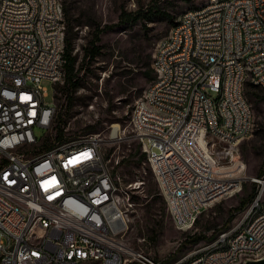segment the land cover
I'll return each mask as SVG.
<instances>
[{
    "label": "built area",
    "instance_id": "2783aa9c",
    "mask_svg": "<svg viewBox=\"0 0 264 264\" xmlns=\"http://www.w3.org/2000/svg\"><path fill=\"white\" fill-rule=\"evenodd\" d=\"M207 1L209 8L186 14L157 44L150 93L130 114L166 210L183 232L238 192L219 161L233 159L248 138L252 111L240 101L242 61H250L264 95V0ZM65 31L61 0H0V264H162L124 240L135 203L121 198V191L132 185L113 172L99 139H57L55 97L65 78ZM204 61H212V68L198 70ZM42 81L52 83L54 103L44 101ZM217 86H225L224 105H217ZM146 103L170 111V118L148 117ZM186 111H193L192 121H184ZM217 115H224L226 127L217 128ZM36 129L45 131L39 140ZM154 142L170 149L168 165L154 164L162 152ZM56 156L64 157V173L56 171ZM251 181L263 187L264 173ZM192 184H200V191L192 192ZM257 193L234 225L241 226L238 238L208 242L175 264L263 257L262 190ZM246 216H253L250 228H243Z\"/></svg>",
    "mask_w": 264,
    "mask_h": 264
},
{
    "label": "rangeland",
    "instance_id": "374dc122",
    "mask_svg": "<svg viewBox=\"0 0 264 264\" xmlns=\"http://www.w3.org/2000/svg\"><path fill=\"white\" fill-rule=\"evenodd\" d=\"M206 1L75 0L76 7H80L78 13L84 15L87 21L108 28L100 35V55L92 65L83 61V47L91 39L93 28L84 27L79 31L73 54L77 57L76 69L83 67L78 74L81 86L68 90L63 88L64 83L57 85L61 90L56 91V122L64 129L65 137H97L113 172L120 175L126 185H132L130 196L135 206L129 211L124 240L134 251L142 252L162 264H175L192 255L198 247L217 239L222 232L227 230V233L236 227L234 225L257 199L259 190H262L260 201L263 205L260 210L264 209V186L257 187L251 181L259 177V171H264V99L261 95L246 98L253 113L252 135L237 145L232 152L233 159L219 161V170L234 177L238 192L205 210L190 231L183 232L175 227L164 198L161 194L162 200L155 197L154 192L159 190L149 164L146 159L139 160L142 152L132 132L130 114L132 106L144 98L150 83L143 76L145 70L141 57L147 53L152 56L157 44L174 27L161 13L169 14L177 22L186 10L198 8ZM137 11L143 17L140 21L119 23L122 12ZM41 86L47 91L44 101L54 103L52 83L42 81ZM113 125L120 129L121 137L116 141L110 139ZM44 134L42 129L35 130L38 140ZM221 148V143H216L214 150ZM250 195L253 199L247 207L243 211H235L240 200L249 199ZM230 215H233L231 221ZM155 234L157 238L154 242L150 238ZM194 235L203 238L193 243L189 239ZM212 235L214 239L210 240Z\"/></svg>",
    "mask_w": 264,
    "mask_h": 264
},
{
    "label": "trees",
    "instance_id": "16d2710c",
    "mask_svg": "<svg viewBox=\"0 0 264 264\" xmlns=\"http://www.w3.org/2000/svg\"><path fill=\"white\" fill-rule=\"evenodd\" d=\"M63 12H64V19H65V78H64V89L67 88L68 90H76L78 87L81 86V81L78 78V74L80 70L83 69L81 66L80 68L76 69L77 57L73 54L74 51V41L77 39V35L79 31L84 27L93 28V32L91 33V39L87 42L86 46L83 47V61L88 62L89 65H92L100 55V35L108 28L107 26L101 28L100 24L89 22L85 19L84 15H80L78 13L80 7H76L75 0H63L62 2ZM162 17L169 22V24L176 26V22H174L173 18L167 13H161ZM143 17L139 11L134 13H126L122 12L119 16V23L120 24H127V23H136L140 21ZM142 66L144 67L143 76L147 82H152L155 78L154 72L151 68L152 64V56L150 54H144L141 57ZM250 81H247L244 85V94L245 97L256 98L260 96L261 99H264V95L258 89V87L251 84ZM149 83V84H150ZM57 89L61 90V87H56ZM57 98V97H55ZM66 98H68L66 96ZM70 102V101H69ZM57 118L55 119V126L54 129L57 132V139L60 140L64 137V129L59 127L58 121L56 122ZM146 159L144 154L139 155V160L142 161ZM264 171H259V177L262 176ZM158 188V187H157ZM156 194L158 200H162L159 191L154 192ZM253 199V195L249 197V199H242L240 200L238 206L234 208L235 211L240 212L243 211L247 205L249 204L250 200ZM164 204V202H163ZM164 212V208L161 209ZM233 219V215H230L229 221ZM198 221V220H197ZM197 223V222H196ZM158 225V224H157ZM159 227V225H158ZM156 233V232H155ZM157 236H152L150 238L151 241L156 240ZM203 237L202 236H192L191 242L196 243L199 242ZM214 236L210 237V240H213ZM188 242V241H187Z\"/></svg>",
    "mask_w": 264,
    "mask_h": 264
},
{
    "label": "bare ground",
    "instance_id": "6f19581e",
    "mask_svg": "<svg viewBox=\"0 0 264 264\" xmlns=\"http://www.w3.org/2000/svg\"><path fill=\"white\" fill-rule=\"evenodd\" d=\"M205 8H209V1H206L204 5L198 8L186 10L184 13H182L179 16L176 22V26H174L173 28H177L178 26L181 25V23L183 22V18L186 14H190L193 12H200ZM205 68H212V61H204V63H198V70H205ZM241 70H242V75L240 77V85L242 86L243 90H240V101L242 103V106L245 107L247 111H252L244 94V85L247 81H250L251 84L258 87V81H254V74L250 61H242ZM147 93H150V86L147 88L143 99H147ZM224 94H225V86H217V105H224L225 102ZM135 106H142V100L137 102ZM146 111L148 117H153L154 119L170 118V111L161 110V107L154 106L153 103H146ZM192 120H193V111L184 112V121H192ZM224 127H226V120H224V115H217V128H224ZM112 128L113 130L111 132L110 139L111 140L118 139L119 130H120L119 127L117 125H113ZM252 132H253V113L250 112L247 114L248 137L252 135ZM154 141H161V134H154ZM215 145L216 143H214V149H215ZM154 150L162 151L154 157V164L168 165L170 149L162 150V143L154 142ZM55 167L57 173H64L63 156L55 157ZM160 178H167V171H160ZM199 191H200V184H192V192H199ZM121 198H123L125 201H131L130 191H121ZM260 214H264V209L260 210ZM252 224H253V216H246L243 219V228H250ZM240 235H241V226H236L229 232L222 234V236L220 235L217 239H215L211 243H229L230 241L234 240V238H238V236ZM195 254L196 251L190 256H193ZM260 258L262 257H256L253 260H257ZM244 261L245 260H241V263L238 264H243Z\"/></svg>",
    "mask_w": 264,
    "mask_h": 264
},
{
    "label": "water",
    "instance_id": "95a60500",
    "mask_svg": "<svg viewBox=\"0 0 264 264\" xmlns=\"http://www.w3.org/2000/svg\"><path fill=\"white\" fill-rule=\"evenodd\" d=\"M243 264H264V256L257 260H253V259L245 260Z\"/></svg>",
    "mask_w": 264,
    "mask_h": 264
}]
</instances>
